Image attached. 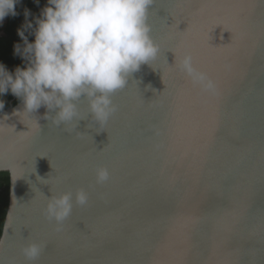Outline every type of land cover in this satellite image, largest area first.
<instances>
[{"label":"water","instance_id":"95a60500","mask_svg":"<svg viewBox=\"0 0 264 264\" xmlns=\"http://www.w3.org/2000/svg\"><path fill=\"white\" fill-rule=\"evenodd\" d=\"M148 22L159 55L106 125L55 126L43 106L17 113L22 101L0 111V264H264V0H154ZM185 52L214 93L178 68ZM78 188L88 203L56 231L47 196Z\"/></svg>","mask_w":264,"mask_h":264},{"label":"clouds","instance_id":"9594fccd","mask_svg":"<svg viewBox=\"0 0 264 264\" xmlns=\"http://www.w3.org/2000/svg\"><path fill=\"white\" fill-rule=\"evenodd\" d=\"M19 2L0 0V23L9 15H17ZM153 2L47 0L35 17V26L27 22L18 30L24 46L17 44L15 48L26 60L25 66L10 72L0 64V95L11 92L23 102V110L17 113L31 116L43 106L44 118L55 126L77 125L85 116L99 127L106 125L117 111L114 94L125 88L129 76L142 64H152L159 55L148 22ZM30 14L25 9V17ZM25 29L32 30L33 42L28 41ZM177 66L203 91L215 92L214 81L194 67L190 52L183 53ZM82 99L87 101L86 113L81 112ZM3 106L0 101V109ZM109 175L105 166L96 167V183H104ZM47 197L43 214L54 222L56 231H62L74 202L80 206L88 203L84 188L74 194L68 190ZM42 247L40 242L30 240L21 251L28 260H34Z\"/></svg>","mask_w":264,"mask_h":264},{"label":"trees","instance_id":"16d2710c","mask_svg":"<svg viewBox=\"0 0 264 264\" xmlns=\"http://www.w3.org/2000/svg\"><path fill=\"white\" fill-rule=\"evenodd\" d=\"M47 3V0H39L37 4L35 0H20L16 5L17 15H9L5 17L3 24L1 25L0 34V64L4 65L10 72L14 71L17 66L24 67L26 60L17 54L15 46L17 44L24 46V41L18 34V30L22 29L27 22H31L35 26V17L39 16L41 9ZM25 9L30 11V15L25 17ZM25 35L29 42L34 41V35L31 29H25ZM0 101H3V108L0 111L5 110L11 104H17L19 100L11 92L4 95H0ZM10 195V176L8 172H0V237L3 231V226L9 206Z\"/></svg>","mask_w":264,"mask_h":264},{"label":"built area","instance_id":"2783aa9c","mask_svg":"<svg viewBox=\"0 0 264 264\" xmlns=\"http://www.w3.org/2000/svg\"><path fill=\"white\" fill-rule=\"evenodd\" d=\"M4 22V21H3ZM3 22L2 23H0V34L2 33V31H1V25L3 24Z\"/></svg>","mask_w":264,"mask_h":264}]
</instances>
